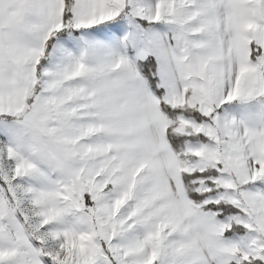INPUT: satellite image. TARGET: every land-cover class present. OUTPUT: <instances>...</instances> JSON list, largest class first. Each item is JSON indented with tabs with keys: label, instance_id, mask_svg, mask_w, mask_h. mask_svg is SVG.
<instances>
[{
	"label": "snow or ice",
	"instance_id": "6c2138e0",
	"mask_svg": "<svg viewBox=\"0 0 264 264\" xmlns=\"http://www.w3.org/2000/svg\"><path fill=\"white\" fill-rule=\"evenodd\" d=\"M0 264H264V0H0Z\"/></svg>",
	"mask_w": 264,
	"mask_h": 264
}]
</instances>
